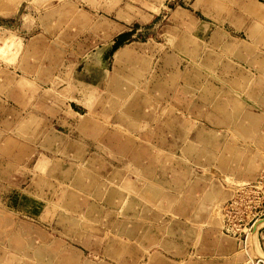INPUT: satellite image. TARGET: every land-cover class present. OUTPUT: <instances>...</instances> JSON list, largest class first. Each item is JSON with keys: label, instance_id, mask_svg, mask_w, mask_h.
Masks as SVG:
<instances>
[{"label": "rangeland", "instance_id": "rangeland-1", "mask_svg": "<svg viewBox=\"0 0 264 264\" xmlns=\"http://www.w3.org/2000/svg\"><path fill=\"white\" fill-rule=\"evenodd\" d=\"M9 6L10 12L0 13V264H146L140 258L144 244L126 241L123 222L131 221L130 233L139 235L141 227L163 230L166 221L185 218L165 209L164 201L157 204L158 193L144 199L140 188L98 185L107 184L112 165L122 164L116 159L123 158L120 153L133 150V135L145 148L161 141L175 148L190 139L199 142L196 125L212 139L198 143L195 154L215 157L238 149L226 165L240 170L237 160L251 157L244 152L240 113L225 119L187 111L195 96L211 93L220 101L221 88L243 100L248 95L242 92L257 87L254 96L264 99V0H18ZM124 50L128 55L122 58ZM205 85L212 90L206 92ZM133 98L163 113L148 115V124L132 129L118 115ZM251 104L264 112V104ZM69 105L84 116L70 113ZM261 119L257 142L264 158ZM100 143L119 152L109 155ZM91 157L87 167L98 164L96 172L86 169L73 181L80 159ZM163 159L167 155L159 159L166 167ZM206 165L213 169L207 176L233 177L227 173L233 170ZM67 184L85 199L64 195ZM109 192L117 199L105 206L101 199ZM221 214L216 227L236 240L223 232ZM256 236L249 232L246 248L231 241L228 256L240 250L255 255ZM175 244L188 243L177 237ZM206 245L202 254L183 251L151 261H224L220 244Z\"/></svg>", "mask_w": 264, "mask_h": 264}, {"label": "crops", "instance_id": "crops-1", "mask_svg": "<svg viewBox=\"0 0 264 264\" xmlns=\"http://www.w3.org/2000/svg\"><path fill=\"white\" fill-rule=\"evenodd\" d=\"M14 1L16 3L18 0H0V4L3 8V10H0V13L7 14L10 12L12 7L9 5ZM118 55L125 58V56L128 55V52L124 50ZM181 68V64H178V69L180 70ZM220 77L223 79L224 76L221 75ZM109 83L110 89L115 88L113 83L111 84L110 81ZM158 84L159 82H154V85ZM203 88L207 89L206 92H210L212 90V87L207 85ZM256 88L257 87H254L248 92H242L243 95H248V99L240 97L243 100H234L235 97L229 95V92L224 88H221L220 101L212 98L211 93H209V95L206 94L205 96H195V98H189L191 104L187 111L189 114L201 113L205 116L216 114L224 116L225 119H228L231 115H234V113H240L239 116L241 115L242 119H240L239 128L242 129L244 135L249 136V138H245L243 135L244 141L242 144L244 147L246 146L248 148L244 152H250L251 154V157L248 155L243 162L237 160L236 164L240 167V170H234L231 167L229 168V165H226L229 164L232 158L240 152L238 149H234L232 152L229 149H223L220 153L221 155H217L215 157H213L210 153V155L195 154L198 143H205L212 139L211 134L196 125L195 128L198 130L197 135L199 136V142L195 143L196 140L190 139L184 144L176 143L177 146L175 148H169V146L166 147L165 141H161L159 146L150 145V147L145 148L143 143L137 141L139 135H133L132 147L135 146L133 147V150L127 151L125 154L123 152L120 153L123 158L116 159L122 162V164L112 165L111 171L107 176V184L101 183L98 185L101 189H107L104 186L109 188L111 185H114L115 187L119 186L128 188L130 191L140 188V191L137 192V194H140V197L144 199H146V197L148 198L149 194L155 195L158 193L160 194V198L157 201V204L164 201L163 207L165 209H172L174 210V215L176 217L180 214L181 218H185L184 221L175 218L170 224H167L168 221H166L165 226L163 225V230H160L159 227H157L158 231H155L153 228L148 226L146 228L141 227L142 231L139 235L134 234V232L132 234L130 233L132 232L129 228L132 223L131 221L126 220L123 222L122 226L124 227L125 225L127 229L126 235L128 239L125 238L127 239L126 241L129 242L135 239L136 242L139 241L142 242V245L144 244L143 246L146 249V253H144V255L140 258L148 259L146 264H152L151 258L153 256H176L183 254V251H191V253L193 252L195 255L202 254L205 249H208L206 244L210 241H212L215 246L220 244V253H225L224 257L226 258H224V261L219 264H245L246 262L264 264V261L259 260L256 254L252 255L249 252L246 254L242 252L243 250L236 251L231 257H229L227 248L231 241L235 244H239L240 246H245V248L247 247V243L243 244V242L239 241L237 238L233 241L232 239L223 237L220 229L216 227V224L218 225L222 219L221 213H223V206L234 196L236 192L237 187L233 184V182H254L264 167V158L260 156V145L257 142L260 137V134L257 136V131L260 128L258 122L261 118V122L264 121V112L257 111L256 107L251 104L257 102L264 104V99L254 96V90ZM184 89L185 88H183V90ZM151 98L159 99V97L153 96H151ZM156 102L158 104L159 101ZM143 103L144 100L133 98L125 105L122 110V116L118 115L120 118L128 120L129 122L126 124H128L132 129L148 124V115L163 113L158 111V106L153 107L150 103H147L145 106ZM68 108L70 113L84 116V114L74 110L71 105H69ZM164 109L162 111H164ZM182 112L183 114H186L185 111ZM194 121L199 122L198 119H194ZM153 129L155 130V128L150 130ZM121 130L126 129L123 127ZM260 130H264V128H261ZM102 146L104 150L109 153V155H112L114 152H119L118 150H112L110 144L100 143L99 147L101 148ZM161 155H167L166 161L163 159V161L168 163L166 167L159 164L161 163L159 161ZM255 159H257V161H255ZM91 161L92 157L88 160L80 159L79 165L81 170L76 173V176L71 175V179L76 181L75 179L79 178L80 174L85 172L86 169H93L96 172L97 169L95 167H97L98 164L93 168L87 167ZM104 162L105 161L102 160L100 164L102 165ZM206 164H210V166L221 172L233 170L227 172L228 174H232V179L224 180L221 177L205 175L207 174L205 171H213V169L206 167ZM127 167L130 168V170H127ZM135 172H138L139 176L131 175ZM67 173H69V171ZM161 186L164 187L165 191L160 190ZM72 188H74V186L67 184V186L64 187V191L67 190L64 195L76 198L78 202L85 199L86 194L82 193L84 195L81 196L80 193L78 194L77 192L71 190ZM145 188L147 189L143 194L142 190L144 191ZM120 194L123 193L121 192ZM115 195L116 193L109 192V195L106 198L101 199L103 205H114V200L117 199V196ZM120 197L123 198L121 195ZM124 198L126 199V196ZM128 204L130 207L133 206L132 199H130ZM103 205L100 206L104 207ZM147 209L149 210V206ZM202 212L204 213L206 219L202 215ZM126 216H128V214H126ZM209 223L211 225H207ZM175 224H179L181 226L179 230L175 229ZM135 225L136 224H134V226ZM151 234H153L152 238L150 237ZM177 237L179 239H184L185 243H188L187 247L184 246V244L177 246L175 244ZM258 241L257 251L258 253H261L260 256L262 255L261 257H263L264 225L259 228L257 242ZM67 243L69 244L68 240ZM89 244L91 245L92 242ZM198 244H200L199 247H197ZM155 247L157 249L153 250ZM129 249L130 248H128L127 251H129ZM130 252L131 250L128 253ZM258 261L260 262L257 263ZM188 264H210V262L208 260H204L202 262V260L194 258L192 260H188Z\"/></svg>", "mask_w": 264, "mask_h": 264}, {"label": "built area", "instance_id": "built-area-1", "mask_svg": "<svg viewBox=\"0 0 264 264\" xmlns=\"http://www.w3.org/2000/svg\"><path fill=\"white\" fill-rule=\"evenodd\" d=\"M262 217H264V167L254 182L237 187L234 196L224 205L222 230L246 244L254 222Z\"/></svg>", "mask_w": 264, "mask_h": 264}, {"label": "water", "instance_id": "water-1", "mask_svg": "<svg viewBox=\"0 0 264 264\" xmlns=\"http://www.w3.org/2000/svg\"><path fill=\"white\" fill-rule=\"evenodd\" d=\"M233 184L236 186V187H240V186H244V185H248V184H250V182H233ZM264 219V217H262V218H259L258 220H256L255 222H254V224H253V227H252V233H254L255 231H256V228H257V226H258V222L259 221H262ZM259 231V230H258ZM258 231H257V240H258ZM256 250V252H255V254H256V256L259 258V260H262L263 259V257H261L260 256V254L258 253V251H257V248L255 249ZM263 261V260H262Z\"/></svg>", "mask_w": 264, "mask_h": 264}, {"label": "bare ground", "instance_id": "bare-ground-1", "mask_svg": "<svg viewBox=\"0 0 264 264\" xmlns=\"http://www.w3.org/2000/svg\"><path fill=\"white\" fill-rule=\"evenodd\" d=\"M264 225V219L262 220V221H259L258 222V226H257V228H256V231L253 233L254 235L257 233V231L259 230V228L261 227V226H263ZM254 245H255V248H257L258 247V242H257V240H256V242H254ZM258 250H259V248H258ZM259 254H261V253H259ZM262 256V255H261ZM263 261H264V255H263V259H262Z\"/></svg>", "mask_w": 264, "mask_h": 264}]
</instances>
